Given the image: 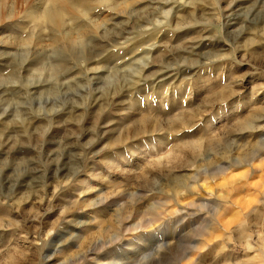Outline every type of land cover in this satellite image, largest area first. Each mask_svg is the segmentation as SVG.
I'll return each instance as SVG.
<instances>
[{
  "label": "rangeland",
  "instance_id": "obj_1",
  "mask_svg": "<svg viewBox=\"0 0 264 264\" xmlns=\"http://www.w3.org/2000/svg\"><path fill=\"white\" fill-rule=\"evenodd\" d=\"M49 2L0 0V264H264V0Z\"/></svg>",
  "mask_w": 264,
  "mask_h": 264
},
{
  "label": "bare ground",
  "instance_id": "obj_2",
  "mask_svg": "<svg viewBox=\"0 0 264 264\" xmlns=\"http://www.w3.org/2000/svg\"><path fill=\"white\" fill-rule=\"evenodd\" d=\"M49 1L53 4L51 6V8L47 7L48 9H45L43 11H39V10L35 9V10L30 11L29 15L33 19H37L39 21L40 20L46 21L47 23L49 21L51 24L56 23L57 21H60V23H61V20L65 16H69V19H71V20L75 19L77 16H80V15L87 16L89 13L90 5H92V3L94 2V1L92 2V0H88V3H85L83 0H49ZM105 1H106V3H108L109 0L108 1L105 0ZM164 12H165V14L168 13V11H164ZM60 23L57 22V24H60ZM57 24H56V26H57ZM53 25H55V24H53ZM262 109L264 110V108H262ZM256 118H257L256 114H253L250 117H247L246 119H244L240 123L239 129L245 130V128L252 127L253 122ZM202 144H203L202 141H197L196 143H193L192 146H193V148H198V147L200 148Z\"/></svg>",
  "mask_w": 264,
  "mask_h": 264
}]
</instances>
